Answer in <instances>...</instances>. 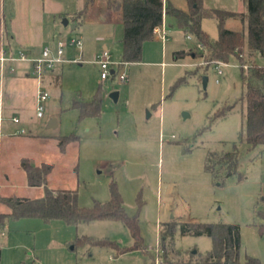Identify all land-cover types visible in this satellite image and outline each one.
<instances>
[{"label":"rangeland","instance_id":"rangeland-1","mask_svg":"<svg viewBox=\"0 0 264 264\" xmlns=\"http://www.w3.org/2000/svg\"><path fill=\"white\" fill-rule=\"evenodd\" d=\"M65 1L72 14L82 15L78 28L72 30L71 24L62 40H83L89 60L107 44L113 60L120 61L123 25L118 13L108 10L107 0H95L92 8H86L87 0ZM171 1L179 9L188 8L187 0ZM204 8L247 13L246 0H204ZM202 25L212 39L218 37L215 19H205ZM226 28L241 30L242 23L231 19ZM168 29L165 45L159 38L145 43L143 61L126 69L127 82L102 80L100 67L91 62L56 68L61 83L48 86L45 116L32 113V124L24 127V134L35 137L32 145L3 149L19 197L41 196L13 165L21 152H32V161L54 164L49 188L77 190L84 208L109 201L114 182L126 213L138 217L140 248H135L136 238L119 220L68 225L61 220L6 218L0 226V264H208L212 239L183 235L185 223L239 225L240 264H245L246 256L264 264V219L259 215L264 209V147L251 149L242 136L244 85L239 61L232 57L227 65L208 62L200 57L193 37L188 39L178 27ZM179 51L187 56L176 60ZM68 52L69 57L79 55L77 50ZM245 60L264 63L259 54L250 57L247 51ZM99 90L101 116L83 117L76 103L91 101ZM114 91L120 93L118 102L110 98ZM229 107L224 118L212 121ZM51 120L57 128H49ZM71 134L80 141L61 152L56 138ZM235 146L240 152L238 175L227 177L220 167L213 175L206 169L210 153L231 152ZM169 223L177 225L176 232L165 241L164 251L161 229ZM84 238L118 248L76 246Z\"/></svg>","mask_w":264,"mask_h":264},{"label":"trees","instance_id":"trees-1","mask_svg":"<svg viewBox=\"0 0 264 264\" xmlns=\"http://www.w3.org/2000/svg\"><path fill=\"white\" fill-rule=\"evenodd\" d=\"M95 0H87L86 8ZM187 10L173 5L171 0H107L108 8L120 12L123 20L122 61L140 63L143 61L144 45L155 39V29L166 19L167 28L178 27L187 37H193L201 50V58L208 62L228 64L236 57L241 68L244 85L241 101L244 115L242 136L251 149L264 147V63L257 61L249 63L245 60V52L253 57L259 54L264 60V0H246L247 13L220 9L207 10L204 0H187ZM215 19L218 23L219 34L216 39L203 28V20ZM239 20L243 24L241 30L226 28L228 20ZM187 56L186 51L175 53L179 60ZM181 82V81H180ZM83 117L101 116L102 92L99 90L89 102L76 103ZM231 107L215 114L212 121L224 118ZM80 141L75 134L58 137V148L65 152L72 143ZM27 184L34 188H43L42 197L28 199L17 196L0 197V206L9 209L8 214L0 213V226L6 218L11 219H40L44 222L61 220L68 225H78L96 220H119L125 223L136 238L135 248H140L138 217L126 213L124 200L113 182L110 187V200L104 203L96 201L92 207L84 208L79 205L77 190H53L48 187L49 176L53 164H33L24 158L20 163ZM223 168L225 176L233 177L239 174L240 152L235 146L231 152L210 153L206 169L216 175L215 169ZM264 219V209L259 212ZM176 224L169 223L161 229V242L166 251L165 241L173 239ZM181 233L206 235L212 239L213 247L206 256L208 264H240L241 260V229L234 224L185 223ZM97 244L118 246L111 242H95L90 238L78 239L77 245ZM245 264H263L259 258L246 256Z\"/></svg>","mask_w":264,"mask_h":264},{"label":"crops","instance_id":"crops-1","mask_svg":"<svg viewBox=\"0 0 264 264\" xmlns=\"http://www.w3.org/2000/svg\"><path fill=\"white\" fill-rule=\"evenodd\" d=\"M94 4L95 1L88 8H92ZM108 10L112 11L109 8ZM115 13H118L116 18L118 21H122L123 25L120 12ZM81 15L82 14L77 13L72 14L68 3L65 0H0V56L2 51L5 50L8 54L14 57H17L20 52L27 57L25 60L7 62L4 65L0 61V197H19L15 194L12 178L6 168V159L3 153L4 146L6 145L8 148H11L18 143L32 145V140H34L32 139L33 136H27L24 134V127L32 124V113H36L37 116L36 97L38 80L31 75V72L33 71V60L40 58L46 47H49L53 53H56L58 43L63 41L61 36L63 33H68L67 29L70 28L71 24H73L72 30L78 28L77 23H79ZM65 19L68 20L67 25L63 24ZM102 20L107 21L105 18H102ZM165 21L167 20L165 19ZM157 38L158 37H155V40H158ZM188 39H192V37ZM98 40L101 41L102 39L98 38ZM84 46L83 41L82 51L78 48L67 47L63 56L65 61L56 64L51 70L44 71L42 79L44 89L48 91V86L50 84L56 86L60 85L61 76L55 72L56 68L65 63H72L73 59L79 57H82L86 62L93 63L94 59L105 49H107L112 55L109 46L104 44L103 49L101 51L98 50L95 54L93 53L91 60H89L85 57ZM69 49H71L73 53L77 50L79 55L69 57ZM15 118H18L19 122H15ZM56 124L57 126L55 128L58 127L57 122ZM49 128L51 127L49 126ZM56 144L58 146V137L56 138ZM29 157H32V152L18 153L14 157L13 165H17L24 173L20 167L21 160L24 158L29 159L37 166L44 163L52 164L42 162L41 160H36L35 162ZM29 188L40 189L41 196L39 197H42L44 193L43 188H34L30 186ZM0 213L8 214L9 209L0 206Z\"/></svg>","mask_w":264,"mask_h":264},{"label":"built area","instance_id":"built-area-1","mask_svg":"<svg viewBox=\"0 0 264 264\" xmlns=\"http://www.w3.org/2000/svg\"><path fill=\"white\" fill-rule=\"evenodd\" d=\"M169 29L167 28L166 21L161 26L155 29V35L158 37L161 42L165 45L168 40ZM191 38V37H188ZM67 47L78 48L80 51L83 50V41L81 39H72L68 42L60 41L58 43L57 52L53 51L46 47L42 53V56L38 59L33 60V71L31 75L38 80V90L36 97V112L39 118H42L45 113V105L48 99L50 98L49 92L43 87V75L44 71L51 70L55 67L56 64L64 62V53ZM27 57L20 52L17 57H14L8 54L5 50L2 51L0 56V61L4 65L7 62H14L17 60H25ZM72 62L84 63L86 62L82 57L73 59ZM100 67L101 79L108 80L111 78H117L119 82H127L129 75L127 73V67L130 63L120 61H114L111 53L105 49L103 50L93 61ZM224 64V63H218ZM227 65V64H225ZM221 73V71H220ZM15 122H19L18 118L14 119Z\"/></svg>","mask_w":264,"mask_h":264},{"label":"water","instance_id":"water-1","mask_svg":"<svg viewBox=\"0 0 264 264\" xmlns=\"http://www.w3.org/2000/svg\"><path fill=\"white\" fill-rule=\"evenodd\" d=\"M63 24H64V25H67V24H68V20L65 19V21H63ZM207 82H208V77L205 76V77L203 78V83H204V86H205V87H206V85H207ZM119 96H120V93H119L118 91H114V92H112V93L110 94V98H111L113 101H115V102H118V100H119ZM49 126H50L51 128H55V127L57 126V124H56L55 121H51Z\"/></svg>","mask_w":264,"mask_h":264}]
</instances>
